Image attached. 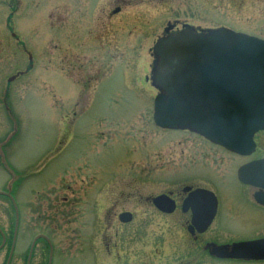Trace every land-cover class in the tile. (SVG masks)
<instances>
[{"label":"rangeland","instance_id":"374dc122","mask_svg":"<svg viewBox=\"0 0 264 264\" xmlns=\"http://www.w3.org/2000/svg\"><path fill=\"white\" fill-rule=\"evenodd\" d=\"M169 24L264 39V0H0V190L69 200L74 179L78 195L112 206L113 218L122 210L150 214L146 198L179 186L183 174H214L218 154L206 161L202 138L153 122L158 92L144 78ZM58 32L76 58L59 51ZM259 218L239 207L237 238Z\"/></svg>","mask_w":264,"mask_h":264},{"label":"flooded vegetation","instance_id":"af4514ba","mask_svg":"<svg viewBox=\"0 0 264 264\" xmlns=\"http://www.w3.org/2000/svg\"><path fill=\"white\" fill-rule=\"evenodd\" d=\"M57 36L59 51L69 59L76 58L74 48L63 49L66 37L59 32ZM75 43L73 31L68 44L74 47ZM144 82L151 85L150 77ZM202 140L208 146L207 151L200 150L206 161L213 157L212 151L218 154L213 162L216 169H210L214 174H183L177 179L179 186L170 185L165 193L146 198L150 214L122 210L110 218L114 208L108 204L94 207L92 195L89 201L82 199L73 188L74 179L68 189H73L70 194L75 196L69 200L55 193L16 191L13 186L0 190V264H264V259L212 253L213 246L231 252L235 244L264 240V187L244 183L239 177L241 167L264 161V131L255 136V149L246 156ZM248 174H264V170ZM159 195L172 201L171 212L153 204ZM227 198L230 203L223 205ZM239 207L262 218L250 233L242 236L240 232L237 238L234 223ZM102 210H106L105 218ZM126 212L130 219L120 220ZM166 242L167 252L163 249Z\"/></svg>","mask_w":264,"mask_h":264},{"label":"water","instance_id":"95a60500","mask_svg":"<svg viewBox=\"0 0 264 264\" xmlns=\"http://www.w3.org/2000/svg\"><path fill=\"white\" fill-rule=\"evenodd\" d=\"M172 29L169 25L152 49L153 84L159 90L155 125L189 130L231 152L250 155L255 134L264 131V39L223 27L197 32L186 26L170 33ZM252 170H264V161L243 166L241 181L264 187V174H248ZM153 203L167 213L174 209L165 195ZM130 217L123 213L120 220ZM212 253L264 259V240L235 244L231 252L213 246Z\"/></svg>","mask_w":264,"mask_h":264}]
</instances>
